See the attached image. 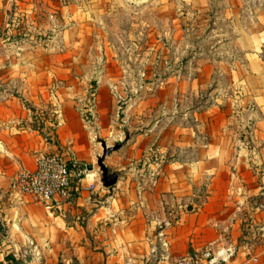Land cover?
Instances as JSON below:
<instances>
[{
  "label": "crops",
  "instance_id": "1",
  "mask_svg": "<svg viewBox=\"0 0 264 264\" xmlns=\"http://www.w3.org/2000/svg\"><path fill=\"white\" fill-rule=\"evenodd\" d=\"M259 19L257 32L240 28L245 59L233 72L244 100H256L257 125H230L231 110L219 109L201 111L192 128L101 125L123 143L105 161L119 174L111 187L98 167L110 138L100 144L79 111L76 79L57 71L66 64L36 58L28 71L26 55L0 57V205L11 239L43 250L44 264H170L205 248L226 250L222 264H264V12ZM40 150L93 165L54 214L21 204L14 187ZM156 151L168 159L156 161Z\"/></svg>",
  "mask_w": 264,
  "mask_h": 264
},
{
  "label": "rangeland",
  "instance_id": "2",
  "mask_svg": "<svg viewBox=\"0 0 264 264\" xmlns=\"http://www.w3.org/2000/svg\"><path fill=\"white\" fill-rule=\"evenodd\" d=\"M263 12L264 0H0V57L26 55L28 71L36 58L66 64L57 71L76 79L100 144L121 141L101 125L192 128L212 109L231 110L230 125H257L256 100H244L233 72L245 59L240 28L257 32ZM1 207L0 264H44L43 250L11 239Z\"/></svg>",
  "mask_w": 264,
  "mask_h": 264
},
{
  "label": "built area",
  "instance_id": "3",
  "mask_svg": "<svg viewBox=\"0 0 264 264\" xmlns=\"http://www.w3.org/2000/svg\"><path fill=\"white\" fill-rule=\"evenodd\" d=\"M69 161L78 164L61 151H38L35 168H24L16 177L14 187L19 202L22 204L30 201L42 205L51 214H54L57 205L71 202L78 195L77 181L82 179L87 168H71ZM225 252L222 249L214 253L210 248L188 250L170 264H222L226 257Z\"/></svg>",
  "mask_w": 264,
  "mask_h": 264
},
{
  "label": "water",
  "instance_id": "4",
  "mask_svg": "<svg viewBox=\"0 0 264 264\" xmlns=\"http://www.w3.org/2000/svg\"><path fill=\"white\" fill-rule=\"evenodd\" d=\"M122 146L123 143H117L113 146H110L106 142H102L103 152L102 155L98 158V165L102 172L101 181L106 187L114 186L118 182L119 174L117 172H111L105 161L112 152L118 150ZM87 169L92 170L93 165H88Z\"/></svg>",
  "mask_w": 264,
  "mask_h": 264
},
{
  "label": "trees",
  "instance_id": "5",
  "mask_svg": "<svg viewBox=\"0 0 264 264\" xmlns=\"http://www.w3.org/2000/svg\"><path fill=\"white\" fill-rule=\"evenodd\" d=\"M153 156H154V159L156 160V161H158V160H163L164 159V161L165 160H167L168 158H165L163 155H161L159 152H154L153 153ZM70 162V167L71 168H84V166L83 165H79V164H74L73 162H71V161H69Z\"/></svg>",
  "mask_w": 264,
  "mask_h": 264
}]
</instances>
